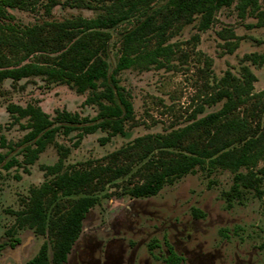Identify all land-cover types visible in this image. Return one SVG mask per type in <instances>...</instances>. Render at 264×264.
<instances>
[{
	"label": "rangeland",
	"instance_id": "1",
	"mask_svg": "<svg viewBox=\"0 0 264 264\" xmlns=\"http://www.w3.org/2000/svg\"><path fill=\"white\" fill-rule=\"evenodd\" d=\"M49 2L30 0L26 7L8 8L11 19L3 23L25 28L79 16L95 18L106 14L113 4V0H56L48 12ZM259 3L264 9V0ZM141 19L137 15L107 30L111 34L107 49L110 71L121 55L124 35ZM257 22L254 15L242 17L233 4L217 12L207 30H199V17L170 29L166 44L173 54L164 66L133 68L120 75V84L134 108L125 135L103 143L107 133L101 129L89 134L80 129L69 134L60 131L33 164L24 163L23 146L18 145L29 132L23 127L27 120L14 122L7 110L10 104L39 106L51 118L66 110L92 119L98 108L85 103L88 93L79 94L67 84L43 77L0 82V143L4 137L9 144L0 145V153L4 162L11 158L21 162L9 170L0 164V264H26L44 242H50L29 227L18 228L16 212L24 209L32 189L53 185L56 177L47 167L56 165L60 158L61 173L105 165L113 152L138 137L167 134L218 111L223 103L209 101L220 79L227 72L240 77L243 66L256 76L253 92L263 91L264 63L244 61L250 54L264 55V27ZM154 46L153 39L150 48ZM261 166L264 160L259 162ZM140 178L131 174L93 193L99 200L87 214L66 264H88L90 258L108 264L109 256L117 253L122 255L121 264H165L170 248L182 258L181 264H264L263 199L253 190L229 199L226 194L234 184L232 172L197 167L166 184L157 195L135 198L129 190ZM74 198L77 196L59 195L56 200L67 205Z\"/></svg>",
	"mask_w": 264,
	"mask_h": 264
},
{
	"label": "trees",
	"instance_id": "2",
	"mask_svg": "<svg viewBox=\"0 0 264 264\" xmlns=\"http://www.w3.org/2000/svg\"><path fill=\"white\" fill-rule=\"evenodd\" d=\"M51 1L46 5L48 12L57 3ZM158 1L164 3L153 8L151 4ZM29 3L30 0H0V82L43 77L67 84L79 94L88 93L85 103L96 106L98 113L90 119L64 110L51 118L39 106L10 104L7 110L14 122L27 120L23 127L29 132L18 144L23 146L25 164H33L60 131L69 134L80 129L89 134L101 129L107 133L101 139L103 143L125 135V125L133 118L134 108L129 93L120 84V75L133 68L164 66L173 54L166 44L167 34L175 26L190 24L199 17V30H207L217 12L236 4L242 17L254 15L256 25L264 27V9L259 0H113L107 13L95 18L79 16L25 28L3 23L11 19L8 8H23ZM137 15L142 19L124 35L121 55L110 71L107 49L111 34L107 30ZM153 39L156 46L150 48ZM244 61L263 64L264 55L250 54ZM255 81L248 66L242 67L240 77L227 72L209 101L223 103L218 111L167 134L138 137L113 152L105 165L61 173L60 158L56 165L47 167L48 173L56 177L53 185L32 189L24 209L16 212L18 228L29 227L50 239L26 264H66L87 214L99 200L93 193L131 174L141 178L129 193L142 198L157 195L166 184L197 167L221 168L234 174L233 187L226 194L229 199L253 190L263 199L264 207V166L259 167L264 160V90L254 93ZM91 121L97 122L86 124ZM0 145L3 148L9 144L2 137ZM4 161L0 153V164L4 163L6 170L21 163L15 158ZM59 195L77 198L65 205L56 200ZM181 262L182 258L170 248L164 263Z\"/></svg>",
	"mask_w": 264,
	"mask_h": 264
},
{
	"label": "flooded vegetation",
	"instance_id": "3",
	"mask_svg": "<svg viewBox=\"0 0 264 264\" xmlns=\"http://www.w3.org/2000/svg\"><path fill=\"white\" fill-rule=\"evenodd\" d=\"M109 258L111 260H110V263H108V264H121L120 260L122 258V255L117 253V254L110 255ZM68 261H69V258H68ZM88 264H99V262H98V260L90 258L88 260Z\"/></svg>",
	"mask_w": 264,
	"mask_h": 264
}]
</instances>
